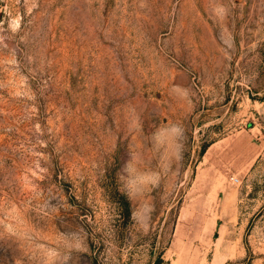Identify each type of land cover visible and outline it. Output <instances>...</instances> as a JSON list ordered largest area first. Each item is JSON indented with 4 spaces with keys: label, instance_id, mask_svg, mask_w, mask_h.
<instances>
[{
    "label": "rangeland",
    "instance_id": "374dc122",
    "mask_svg": "<svg viewBox=\"0 0 264 264\" xmlns=\"http://www.w3.org/2000/svg\"><path fill=\"white\" fill-rule=\"evenodd\" d=\"M173 121L141 230L118 174ZM54 260L264 264V0H0V264Z\"/></svg>",
    "mask_w": 264,
    "mask_h": 264
},
{
    "label": "clouds",
    "instance_id": "9594fccd",
    "mask_svg": "<svg viewBox=\"0 0 264 264\" xmlns=\"http://www.w3.org/2000/svg\"><path fill=\"white\" fill-rule=\"evenodd\" d=\"M172 95L179 101L186 104L191 103V92L187 88L175 86ZM129 131L137 132L142 130V120L135 109L129 112ZM185 128L179 122H167L158 126L150 136L152 151L157 157V168H145V153L142 149L133 148L129 151V158L122 166L118 174V181L121 190L133 203L132 219L134 225L141 230H147L154 211V205L148 199V194L158 188L166 172L173 169L174 164H178L184 155L185 149ZM143 217V221L140 220ZM72 240L70 234L67 237ZM58 264V261H53Z\"/></svg>",
    "mask_w": 264,
    "mask_h": 264
}]
</instances>
